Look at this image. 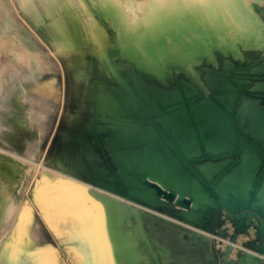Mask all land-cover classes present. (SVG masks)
I'll return each mask as SVG.
<instances>
[{
	"label": "rangeland",
	"instance_id": "rangeland-1",
	"mask_svg": "<svg viewBox=\"0 0 264 264\" xmlns=\"http://www.w3.org/2000/svg\"><path fill=\"white\" fill-rule=\"evenodd\" d=\"M157 7V0H0V264H244L248 253L264 264L261 199L220 205L211 194V202L187 210L154 199L148 185L128 182L104 146L109 132L96 128L103 123L100 94L122 88V77L131 81L134 71L167 90L188 82L205 96L196 77L206 81L210 70H223L240 106L254 100L264 107V0H243L230 11L222 6L231 20L214 38L205 26V34L192 29L176 39L172 32L181 27L175 24L165 34L166 52L158 44L146 50L135 32L144 28L146 38L158 29L167 9L164 3ZM122 13L126 26L114 17ZM238 120L257 175L264 164V124ZM247 147L194 166L219 162L222 169L211 179L232 185L226 177L241 172ZM92 153L97 169L88 158ZM95 172L126 201L61 177L95 183Z\"/></svg>",
	"mask_w": 264,
	"mask_h": 264
},
{
	"label": "bare ground",
	"instance_id": "bare-ground-1",
	"mask_svg": "<svg viewBox=\"0 0 264 264\" xmlns=\"http://www.w3.org/2000/svg\"><path fill=\"white\" fill-rule=\"evenodd\" d=\"M162 3L165 4L167 11H162L160 23L156 22L158 29L155 28V32L150 33L146 38H142L145 33L144 28H138L135 31L138 40L148 51H153L154 45L158 44V47L166 52L168 43L165 34L173 31L175 24L181 27L178 33L172 32L173 37H176V39L177 37H183L184 34H190L192 29L205 34V26L210 27V31L214 34L211 32L209 34H213V38L216 33H220L219 36H221V33L228 29L229 20H231L222 13L223 9L221 7L224 6L229 10V7L232 8L235 3L242 4L243 0H157L158 10L161 9ZM114 17L123 20L124 26L128 25L123 13ZM138 21L137 18L134 22L138 24ZM152 25H154V22ZM127 35L128 41L132 45L134 35H131L130 32ZM183 43L185 42L183 41ZM186 47V44H184V50ZM84 61L82 62L84 63ZM196 79L199 87L206 92L205 96L197 93L199 88L190 85L188 82H180V89L177 91L163 89L144 80L136 71H134L131 81L122 77L124 83L122 88H112L101 93L99 110L103 123H97L96 128L99 132L102 130L109 132L104 140V146L110 151L111 155H109L113 159L109 158L121 167V171L126 173V176L129 175L128 178L126 177L128 182L133 181L130 182L131 184H146L152 189L154 199H161L168 203L177 202L186 210L211 202V194L217 197V202H220V205L224 204L225 201H229L230 205H234L239 201L242 203V198L245 201L249 200L251 196L256 197V200L261 199L264 204V164L257 175L251 172L253 168V161L250 160L251 148L249 147L251 145L246 142L247 136L243 135L238 120V117L240 119L252 117L259 119L258 124H264V107L254 100L241 103L240 106L238 95L231 84V77L229 78L226 71L210 70L206 81L199 77H196ZM90 89L88 90L90 91ZM88 90L87 92H89ZM245 147H247L248 153L244 157L245 165L243 169L240 173L235 172L226 177V180L231 179L234 181L232 185L219 184V180L211 179L219 169H222L221 163L209 161L200 164L199 168L194 166L195 163H200L209 158L213 160L237 154ZM88 158L92 162V167L97 169V165L93 161L98 156L92 153L88 155ZM9 164L11 165V163ZM13 164L15 165V163ZM14 165L13 167L16 168ZM11 167L10 169H13ZM79 167L83 169V165L79 164ZM14 171L17 170L14 169ZM94 174H96L93 177L96 180L95 183H89L67 174H65V178L64 176L61 177L65 181L90 192L109 195L118 200L126 201L122 197L124 192L120 196L109 191L103 180L98 178V173L95 172ZM205 177L211 183H208ZM124 180L126 179L124 178ZM210 186H215V189ZM146 193L148 194V192ZM236 194H239V196L236 197ZM149 199L151 200V197ZM232 199L233 201H231ZM213 201L215 202V199ZM5 202L7 203V200ZM136 205L138 204L136 203ZM139 206L164 217L166 220L173 219L147 206L141 204ZM5 208L7 209V207ZM2 226L4 227L3 224ZM2 226L0 230H2ZM243 263L255 264L256 258L248 253L243 258Z\"/></svg>",
	"mask_w": 264,
	"mask_h": 264
},
{
	"label": "snow or ice",
	"instance_id": "snow-or-ice-1",
	"mask_svg": "<svg viewBox=\"0 0 264 264\" xmlns=\"http://www.w3.org/2000/svg\"><path fill=\"white\" fill-rule=\"evenodd\" d=\"M117 7L120 8L121 11H123V6L122 5H119L117 4ZM144 8H147V5H144L143 6ZM21 220H23V216L21 217ZM19 232V227L17 228V233ZM16 237L14 236L13 239H15ZM18 255V250L16 252H14V256Z\"/></svg>",
	"mask_w": 264,
	"mask_h": 264
}]
</instances>
